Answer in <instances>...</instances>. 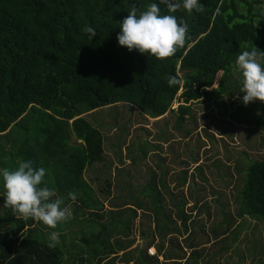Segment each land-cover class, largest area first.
Segmentation results:
<instances>
[{
    "label": "trees",
    "instance_id": "trees-1",
    "mask_svg": "<svg viewBox=\"0 0 264 264\" xmlns=\"http://www.w3.org/2000/svg\"><path fill=\"white\" fill-rule=\"evenodd\" d=\"M150 3L159 0H0V169L14 170L17 161L27 160L45 168L46 185L73 213L56 229L18 219L4 207L0 177V264H124L112 257L122 247L121 240L109 239L119 227L126 231L124 237L130 235L136 208L137 218L141 213V220L147 219L154 231L144 248L137 246L134 264H159L146 250L155 236L163 242L173 234L171 243L160 242L158 247L167 260L163 250L187 231L185 202L174 198L163 183L174 210H168L165 196L152 183L139 191L141 198L134 204L130 199V205L110 203V216L105 212L103 217L97 196L104 188L93 184L98 181L94 172L104 158L102 130L114 121H97L91 113L123 103L146 118L174 114L179 125L191 115L192 102L224 92L222 86L241 52L252 45L264 51V0H200L204 11L191 14L183 8L169 13L160 4L162 14L183 19L189 29L185 47L164 61L129 52L117 41L119 22L131 6L142 11ZM86 25L96 30L92 39L84 31ZM169 76L181 83L169 87ZM216 80L217 88L208 91ZM175 100L179 105L173 110ZM147 149L146 143H138L137 157L142 155V160ZM87 171H93L87 175L91 185L84 178ZM241 183L235 194L238 216L264 222V160L249 162ZM69 192L77 194L75 202ZM81 209L88 216L84 220L77 218ZM127 215L130 220L124 218ZM53 231L60 234V243L50 249ZM78 237L82 245H77Z\"/></svg>",
    "mask_w": 264,
    "mask_h": 264
},
{
    "label": "rangeland",
    "instance_id": "rangeland-1",
    "mask_svg": "<svg viewBox=\"0 0 264 264\" xmlns=\"http://www.w3.org/2000/svg\"><path fill=\"white\" fill-rule=\"evenodd\" d=\"M253 48L255 46H250V51ZM220 76L221 72L217 78ZM226 82L222 86L224 92L218 97L192 102L191 115H186L179 125L174 114L167 113L158 119L146 118L135 106L123 103L91 113L97 121H114L102 130L104 159L94 172L98 176V185L104 188L100 189L97 196L104 206L103 217L105 212L106 216H110V203L125 202L130 205L132 201L134 204L141 198L139 191L148 184L153 183L165 196L161 187L163 183L174 194V198L185 202L184 211L189 216L185 240L174 241L173 246L169 245L163 250L171 252L173 263L176 264L187 255L183 264H262L264 222L246 216L239 217L235 194L242 187L241 179L248 163L264 160V104L256 101L245 106L242 103V75L236 65ZM217 86L218 80L207 89L214 90ZM178 105V100H175L173 110ZM160 134L163 139H160ZM138 143L148 146L142 160V155L137 157ZM119 154L124 158L122 163L118 161ZM134 163H137V167L132 166ZM107 173L111 175L110 181L106 180L111 184L109 187L103 177ZM89 174L90 171H87L84 177L87 185H91ZM115 179L124 185L123 188L113 186ZM181 180H186V183ZM129 195L133 198H129ZM164 201L168 210H174L168 197L165 196ZM135 212L128 237H124L126 231L120 227L110 236L109 241L119 239L123 244L112 255L117 261L124 260L126 254L133 255L139 246L144 248L154 231V225L147 219L141 220V213H138L137 218V208ZM78 214L77 218L82 220L88 217L82 209ZM124 218L130 220L129 215ZM141 234L144 235L143 239ZM172 237L173 234H169L162 242L155 236V243L147 248V254L153 253L162 264H168V260L163 263L158 247L160 242L163 245L171 243L168 239ZM79 239L77 245H82ZM191 241L197 242L198 252L202 250L200 263L196 262L193 254L195 249L185 250L183 246Z\"/></svg>",
    "mask_w": 264,
    "mask_h": 264
},
{
    "label": "clouds",
    "instance_id": "clouds-1",
    "mask_svg": "<svg viewBox=\"0 0 264 264\" xmlns=\"http://www.w3.org/2000/svg\"><path fill=\"white\" fill-rule=\"evenodd\" d=\"M160 4L165 5L169 13L181 8L189 14L204 11L200 0H159V3H150L142 11L133 4L128 15L119 22L118 45L126 47L129 52L136 50L159 61L173 57L184 48L189 33L187 23L183 19L178 20L175 15L162 14ZM84 31L90 39L96 35V30L87 25ZM235 64L242 75V103L245 106L256 101L264 104V51L257 47L245 50L238 55ZM167 83L173 87L181 81L176 76H169ZM17 164L14 170L0 169L5 189L4 207L11 209L18 219H31L49 229H56L71 220L73 213L70 205L46 185V169L34 167L30 160L17 161ZM68 197L75 202L77 194L69 192ZM59 236L58 232H51L50 249L60 243Z\"/></svg>",
    "mask_w": 264,
    "mask_h": 264
},
{
    "label": "crops",
    "instance_id": "crops-1",
    "mask_svg": "<svg viewBox=\"0 0 264 264\" xmlns=\"http://www.w3.org/2000/svg\"><path fill=\"white\" fill-rule=\"evenodd\" d=\"M123 145V144H122ZM121 145V146H122ZM104 159V158H103ZM123 157L119 154V157H118V161L120 162V163H122V161H123ZM183 164V163H182ZM132 166H134V167H137V163H134ZM90 174H93V172L92 171H90ZM110 174L109 173H107L106 174V176H103L104 178H105V180H104V183L106 184V185H111L110 184V182H107L106 180H108V181H110ZM181 182L182 183H186V180H181ZM114 184H113V186H120V187H122V186H124V185H122V183L120 182V181H118V180H114V182H113ZM92 184V183H91ZM94 185L96 184H98L97 182H94L93 183ZM123 188V187H122ZM188 233H186V232H181V234L180 235H178L176 238H178V240H179V242H182V238H183V241L185 240V238H186V236L185 235H187ZM191 243H193V248L192 247H189V246H191L190 244ZM188 244V245H187ZM186 245L184 244L183 246L185 247V250H188V249H194V248H196V246H197V242H190V243H187ZM153 246V245H152ZM200 246H198V248H199ZM131 249V248H130ZM198 251V250H197ZM166 253H170L171 254V252H168L167 250L165 251ZM167 254V260L168 261H166L168 264H176V263H173V259H172V256H169ZM188 256V255H187ZM187 256H185L184 258H183V260L181 261V262H179V264H183V263H185L186 262V260H187ZM194 256H195V258L197 259L196 260V262H199L200 263V259H201V257L203 256V254H202V250L201 251H199L197 254H195L194 253ZM152 257H155V256H152ZM136 258H137V251H135V253L133 254V255H131V257H129V258H126V259H124V261H123V263L124 264H134L135 262H136ZM158 258V257H157ZM159 259V258H158ZM122 261V260H121ZM161 262V260H159V264H162V263H160ZM163 263H165V260H164V262ZM153 264H158V261H157V263H153Z\"/></svg>",
    "mask_w": 264,
    "mask_h": 264
},
{
    "label": "built area",
    "instance_id": "built-area-1",
    "mask_svg": "<svg viewBox=\"0 0 264 264\" xmlns=\"http://www.w3.org/2000/svg\"><path fill=\"white\" fill-rule=\"evenodd\" d=\"M149 250H150V249H148V251H149ZM150 253H151V252H150ZM154 253H155V252H154ZM148 255H149V254H148ZM149 256H155V254L152 253V254H150Z\"/></svg>",
    "mask_w": 264,
    "mask_h": 264
}]
</instances>
